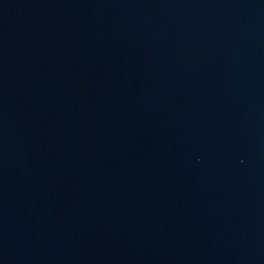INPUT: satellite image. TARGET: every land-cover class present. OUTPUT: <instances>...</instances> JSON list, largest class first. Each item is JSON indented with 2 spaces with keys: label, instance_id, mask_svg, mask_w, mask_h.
Wrapping results in <instances>:
<instances>
[{
  "label": "water",
  "instance_id": "water-1",
  "mask_svg": "<svg viewBox=\"0 0 264 264\" xmlns=\"http://www.w3.org/2000/svg\"><path fill=\"white\" fill-rule=\"evenodd\" d=\"M0 264H264V0H0Z\"/></svg>",
  "mask_w": 264,
  "mask_h": 264
}]
</instances>
